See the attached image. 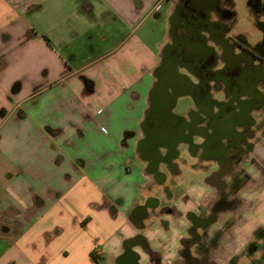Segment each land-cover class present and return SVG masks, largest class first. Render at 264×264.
Listing matches in <instances>:
<instances>
[{
    "label": "crops",
    "instance_id": "crops-1",
    "mask_svg": "<svg viewBox=\"0 0 264 264\" xmlns=\"http://www.w3.org/2000/svg\"><path fill=\"white\" fill-rule=\"evenodd\" d=\"M176 4L0 0V264H113L139 236L152 246L163 240L164 260L175 258L180 232L160 205L185 214L215 191L210 173L196 171L179 194L171 182L179 176L158 182L138 151ZM231 9L237 55L260 50L263 58L264 0H232ZM210 20H219L216 12ZM150 21L162 27L154 42L143 31ZM256 90L248 155L258 166L252 175L264 179V90ZM253 186L240 192L251 208L237 222L235 257L263 241L264 183ZM165 188L189 201L167 200ZM154 199L157 208L147 205ZM134 251L145 258L140 246Z\"/></svg>",
    "mask_w": 264,
    "mask_h": 264
},
{
    "label": "flooded vegetation",
    "instance_id": "flooded-vegetation-1",
    "mask_svg": "<svg viewBox=\"0 0 264 264\" xmlns=\"http://www.w3.org/2000/svg\"><path fill=\"white\" fill-rule=\"evenodd\" d=\"M231 6L232 0H222L218 4L215 0H177L172 16L171 43L164 49L162 62L155 71L156 80L150 91V104L138 143V151L147 161V171L158 182H163L167 173L180 176L178 162L188 153L197 159L192 165L195 170L201 166L203 171L210 173L215 191L206 194L196 210L185 214L176 204L160 205V212L172 216L180 232L177 236L179 250L174 253V259L164 260L163 240L152 246L139 236L126 241L121 255L110 257L113 264H216L214 257H226L222 245L226 236L230 234L231 240L236 242L237 222L245 211L240 192L245 183L250 182L240 162L249 154L248 138L252 133L251 125L237 132L235 126L242 120L234 123L233 132L225 123L241 117L240 109H246L238 104L242 98L247 99L245 107L257 108L261 95L256 87L262 78L257 74L259 67L253 66L251 61L259 58L261 66L264 57H260L263 55L260 50L249 49L237 55L240 46L229 36L234 19ZM213 12L217 13L218 21L210 20ZM242 61H245L243 65ZM186 95L192 100L187 117L175 115L179 99ZM218 95L224 96L223 99ZM212 159H216L215 166L209 164ZM171 182L173 187L177 186L175 180ZM164 195L169 201H189L188 195L176 198L169 188H165ZM159 203L154 199L147 205L157 208ZM138 213L141 214L142 209ZM159 224L164 231H169L167 221L160 219ZM256 236L264 239V231L260 230ZM136 245L141 247L145 258L134 251ZM228 250L234 257L233 249Z\"/></svg>",
    "mask_w": 264,
    "mask_h": 264
},
{
    "label": "rangeland",
    "instance_id": "rangeland-1",
    "mask_svg": "<svg viewBox=\"0 0 264 264\" xmlns=\"http://www.w3.org/2000/svg\"><path fill=\"white\" fill-rule=\"evenodd\" d=\"M99 21H100V19H99ZM156 24L157 23L150 21V23L146 24V27L143 29V31L146 32L148 42H154V41H157L160 39V36L162 34V27L161 26L157 27ZM162 24H164V22ZM257 74H259V77L262 78L259 87L263 88V90H264V65H261L259 68H257ZM249 83L252 84L251 82H249ZM249 85H248V87H250V89H252L253 86H251V85L249 86ZM218 96H219L218 98L221 100L224 97L222 95H218ZM245 100H247V99L242 98L241 102L238 103L239 105L242 106V108H246V109H240L242 112L241 117L239 119H235V120L230 119V120L226 121V123H225V127L226 128L230 127L231 132H233V126L235 125L234 123L242 120L240 125L235 126V129L238 130L237 132L241 133L244 128L248 127L249 125L253 126L255 124L254 117L258 118V116H256V115H254V116L251 115V112H253L252 109L244 106ZM191 104H192V100L190 98L179 99L177 106L174 109V114L181 116V117H184L185 115H187L188 108L191 106ZM249 110H251V111H249ZM261 121H262V119H261ZM250 122H251V124H250ZM262 123H264V121H262ZM195 162L196 161H194L192 156L188 153L185 154L184 156H182L181 160L178 162V167H179V170L181 171V175L177 179L175 178V182L177 185L175 187V189H177L179 194L184 193L183 190L186 189L188 187V185L191 184V182L195 180L196 176L193 173H195L196 171L203 172V170L201 169V166L197 170H195V167H192L193 163H195ZM199 164H201V163H199ZM240 164L242 166H244V169L252 177L251 180L254 181V186H253L254 188H255V186L259 187L264 183V179H262V178L255 179L254 175H252V173H253L252 170L254 171L255 167H258V166H256L254 164V160L251 158V156L246 155V157L243 159V161L241 160ZM162 170H164V169H162ZM258 170H259V168H258ZM242 205H243V207H246L247 209L251 208L250 202L248 200H243ZM232 238H233V236L230 237V234H228L226 236V240L222 241L223 249L226 251L225 252L226 257H225V255H223L222 257H218V256L214 257V261L216 264H224V263L225 264H264V239H263V241H259L258 239L257 240L255 239L251 243V244H253V246H250L251 244L247 247L244 246V251L242 252V254H240L237 257H235V256L232 257V255L230 256L231 250H228L229 248L234 249V244L236 242H233L231 240ZM237 243H238V241H237ZM232 254L234 255V252ZM228 260H230V262ZM216 261H218V263Z\"/></svg>",
    "mask_w": 264,
    "mask_h": 264
},
{
    "label": "water",
    "instance_id": "water-1",
    "mask_svg": "<svg viewBox=\"0 0 264 264\" xmlns=\"http://www.w3.org/2000/svg\"><path fill=\"white\" fill-rule=\"evenodd\" d=\"M176 100L174 101V103H173V105H171V109H173L174 108V106H175V104H176Z\"/></svg>",
    "mask_w": 264,
    "mask_h": 264
},
{
    "label": "trees",
    "instance_id": "trees-1",
    "mask_svg": "<svg viewBox=\"0 0 264 264\" xmlns=\"http://www.w3.org/2000/svg\"><path fill=\"white\" fill-rule=\"evenodd\" d=\"M91 256H92L93 259L96 258V257H95V253H92Z\"/></svg>",
    "mask_w": 264,
    "mask_h": 264
}]
</instances>
